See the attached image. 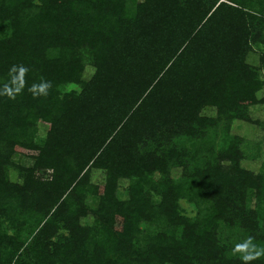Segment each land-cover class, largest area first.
I'll return each instance as SVG.
<instances>
[{
  "label": "trees",
  "instance_id": "16d2710c",
  "mask_svg": "<svg viewBox=\"0 0 264 264\" xmlns=\"http://www.w3.org/2000/svg\"><path fill=\"white\" fill-rule=\"evenodd\" d=\"M13 65L0 264H242L237 243L264 247V162L244 167L231 133L264 105V0H0V91Z\"/></svg>",
  "mask_w": 264,
  "mask_h": 264
},
{
  "label": "rangeland",
  "instance_id": "374dc122",
  "mask_svg": "<svg viewBox=\"0 0 264 264\" xmlns=\"http://www.w3.org/2000/svg\"><path fill=\"white\" fill-rule=\"evenodd\" d=\"M251 63H257V56L251 55L249 58ZM89 71V70H88ZM89 74V72H87ZM72 88H75L74 86ZM264 91L260 93L263 95ZM250 119L253 121L251 123H234L232 128V134H238L245 139L246 154L249 156L245 162H242L243 166L246 168L259 170L260 165L264 162V105H256L250 108ZM259 122V124H257ZM259 144V145H258ZM258 153H257V148ZM11 177L13 175L11 174ZM14 179V178H13ZM93 182L101 184L102 175L99 173L93 174ZM183 208L188 211V213L193 214L194 208L181 202ZM191 207V208H190ZM192 212V213H191Z\"/></svg>",
  "mask_w": 264,
  "mask_h": 264
},
{
  "label": "clouds",
  "instance_id": "9594fccd",
  "mask_svg": "<svg viewBox=\"0 0 264 264\" xmlns=\"http://www.w3.org/2000/svg\"><path fill=\"white\" fill-rule=\"evenodd\" d=\"M28 69L23 65H13L9 69L10 82L5 84L3 90L0 91V96H4L10 100L16 98L21 93L25 86V75ZM16 73V75H13ZM52 87L50 81L41 79L39 84H33L28 91L34 97H46ZM233 254H239L242 264H251L252 261L264 257V247H258L253 242V237L249 236L242 243H237L233 248Z\"/></svg>",
  "mask_w": 264,
  "mask_h": 264
}]
</instances>
